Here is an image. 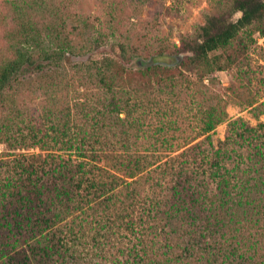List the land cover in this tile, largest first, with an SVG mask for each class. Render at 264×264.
Instances as JSON below:
<instances>
[{"label":"trees","instance_id":"trees-1","mask_svg":"<svg viewBox=\"0 0 264 264\" xmlns=\"http://www.w3.org/2000/svg\"><path fill=\"white\" fill-rule=\"evenodd\" d=\"M97 1L105 13L90 21L72 12L77 0H0V144L48 155L22 153L8 171L12 161H0L2 264H264V124L239 118L218 147L212 138L228 120L220 72L235 70L225 88L232 102L264 116V81L242 66L264 38V0H217L194 37L182 39L185 57L167 64L156 53L139 63L142 88L127 87L120 72L121 60L140 56L123 43L112 44L114 56L73 61L119 36L115 1ZM186 93V162L165 163L164 178L175 179L159 190L165 182L151 169L178 150L174 100ZM51 97L61 104L46 127L51 115L34 117L29 107ZM149 116L160 119L155 131ZM173 221L187 239L174 240ZM99 229L108 230L103 241ZM23 244L32 259L4 251Z\"/></svg>","mask_w":264,"mask_h":264},{"label":"rangeland","instance_id":"rangeland-1","mask_svg":"<svg viewBox=\"0 0 264 264\" xmlns=\"http://www.w3.org/2000/svg\"><path fill=\"white\" fill-rule=\"evenodd\" d=\"M117 6L118 12L122 17L121 26L118 38L116 42L114 40H109L98 52L93 50H86L87 53L83 55H79L77 57H73L74 62L78 61H86L90 59L92 56L96 58H102L104 56H109L113 54L112 44L123 43L126 45L128 53L134 54L138 53L140 56H135L134 59L129 61H122L118 67H122L120 69L121 74L125 77V83L129 88H142V85L146 83V79L143 78L141 71H138L137 67H139V63H142L147 58L148 55L156 54V53H164L165 56L159 58L160 61L165 62L167 64L175 63L176 60H181V58L185 57L182 49V39L186 37H194L196 28L203 24L205 13H212L216 9V1L217 0H114ZM146 3L142 5V2ZM72 12H77L83 14L82 16L90 19V21H95L96 18L101 17L105 13V6L101 5L97 0H77L76 6L73 8ZM69 13L65 12V17ZM241 16V13H237L234 20H237ZM2 27L0 21V28ZM86 36V39L89 38ZM1 38V35H0ZM128 38V39H127ZM86 39H80L76 43L78 45H82L86 43ZM0 45H2V41L0 39ZM90 47L88 46V49ZM141 57V58H140ZM246 61L242 64L245 70H250L251 72H258L260 74L259 78H262L264 81V38L259 39V42L256 46L253 47L250 55L246 57ZM68 67H70L68 65ZM124 69V70H123ZM235 70L230 69L217 74V77L220 81V85L218 86L219 95L226 101L228 104L226 106V112L228 114V120L225 123L220 124L215 132L213 133V142L216 147L219 146L221 142L226 140L227 130H228V122L233 121L239 118L244 119L250 126L257 127L260 123L264 124V116H261L259 119H256L251 112V108H246L244 106L237 105L233 103L231 100V96L228 95L225 88H227L234 80ZM256 85V81L254 79V86ZM261 84L258 83L257 86ZM36 96V95H35ZM49 100H37L30 104L34 109L29 107L30 113L35 114L34 117H41L43 115H51L52 112H55L60 109L59 99L55 97H51ZM73 99V98H71ZM55 100V101H54ZM161 100V99H160ZM166 101V97L164 96V102ZM177 109L183 110L180 114H177L178 124L180 126V130H178L175 134L180 135V140L175 142L172 147L178 148L177 152L172 154V156H165L159 161L158 164L154 165L151 170H155V175L158 179H163L164 182L157 187L159 190H163V187H168L172 185V181H174L173 175H166L165 178L163 173H165L166 167L164 166L166 162H171L175 165H183L186 162V156H183V153L186 149L189 148V93H186L182 96V98H177L174 100ZM264 99H261L260 102H263ZM170 104V103H169ZM163 105V104H162ZM164 106V105H163ZM165 110L167 108L163 107ZM43 114V115H42ZM137 115V114H136ZM36 118H30L33 123L36 122L34 120ZM43 116L44 124L46 127L51 125L53 121L52 115L51 120H48ZM146 121L151 124V129L153 131L158 129V125L160 126V119L157 117L149 116ZM112 133V131H110ZM182 135V136H181ZM204 139V137H200L196 142H200ZM17 143V142H12ZM13 145V144H12ZM25 145V144H24ZM27 145H32L29 142ZM139 145V144H137ZM160 146V144H159ZM24 150H18L14 145L11 146L8 143L0 144V161H12L11 164L3 165L4 171H8L10 167L13 166L14 159L16 157H20V154L25 153L27 156L33 154H43L47 157V152H41L39 148H32L31 146H24ZM239 149V148H237ZM174 157V158H171ZM104 166V162L101 164ZM187 167V165H186ZM139 191H142L140 185L136 188ZM145 201L139 199V203L136 202V211L138 213L142 212V205ZM132 209V207H131ZM150 207L146 206L144 209L148 211ZM157 210H155L156 212ZM165 224L162 221V226ZM172 225L174 226L172 229L167 228V231H172L171 235H175L174 240L177 241V237L179 236L181 240L187 239L185 236L186 232L183 233V230L176 226V222L173 221ZM97 228V225H94ZM174 229V230H173ZM101 236H99L96 241L104 239V236L108 234V230L99 229ZM178 235V236H177ZM12 242V241H9ZM83 244H92V238H87L83 240ZM6 243L4 239L1 241V245ZM175 243L176 250H182L183 246L181 243L177 245ZM1 249V248H0ZM4 251H11L9 254L14 261L26 260L27 257L32 259L30 247L28 244H23L22 246L17 247L14 251L9 246H4ZM22 254H15L22 252ZM27 253V254H26ZM27 255V257H25ZM7 259V260H6ZM0 259V264L3 261H8L9 258Z\"/></svg>","mask_w":264,"mask_h":264},{"label":"water","instance_id":"water-1","mask_svg":"<svg viewBox=\"0 0 264 264\" xmlns=\"http://www.w3.org/2000/svg\"><path fill=\"white\" fill-rule=\"evenodd\" d=\"M242 15V14H241Z\"/></svg>","mask_w":264,"mask_h":264}]
</instances>
